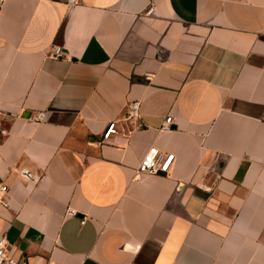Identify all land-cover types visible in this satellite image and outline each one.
Instances as JSON below:
<instances>
[{
  "label": "crops",
  "instance_id": "obj_1",
  "mask_svg": "<svg viewBox=\"0 0 264 264\" xmlns=\"http://www.w3.org/2000/svg\"><path fill=\"white\" fill-rule=\"evenodd\" d=\"M2 185L19 264H264V0H0Z\"/></svg>",
  "mask_w": 264,
  "mask_h": 264
},
{
  "label": "built area",
  "instance_id": "obj_2",
  "mask_svg": "<svg viewBox=\"0 0 264 264\" xmlns=\"http://www.w3.org/2000/svg\"><path fill=\"white\" fill-rule=\"evenodd\" d=\"M4 1V0H2ZM71 4L78 3V0H68ZM49 58L58 59L63 57L62 48L54 47L48 54ZM139 103L133 102L129 105L127 118L138 117ZM46 117L45 112H38L34 117L35 120H44ZM172 123V116H168L162 124L163 129H169ZM118 133L117 121L112 120L107 123L103 133V140H108L113 135ZM176 155L171 152H162L157 147H152L141 160L137 169V176L152 175V174H167L172 168ZM8 192V186L2 185L0 188V203L3 206H8L9 201L6 199L5 194ZM71 213H74L70 211ZM0 264H19L18 260L14 258L8 248L6 240L0 241ZM55 264V263H49Z\"/></svg>",
  "mask_w": 264,
  "mask_h": 264
}]
</instances>
